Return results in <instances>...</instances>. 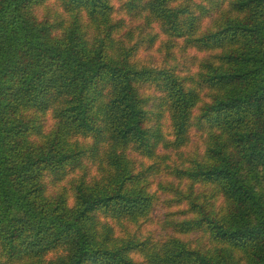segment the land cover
Masks as SVG:
<instances>
[{
    "label": "trees",
    "instance_id": "trees-1",
    "mask_svg": "<svg viewBox=\"0 0 264 264\" xmlns=\"http://www.w3.org/2000/svg\"><path fill=\"white\" fill-rule=\"evenodd\" d=\"M206 2L0 0V264H264V0Z\"/></svg>",
    "mask_w": 264,
    "mask_h": 264
},
{
    "label": "rangeland",
    "instance_id": "rangeland-1",
    "mask_svg": "<svg viewBox=\"0 0 264 264\" xmlns=\"http://www.w3.org/2000/svg\"><path fill=\"white\" fill-rule=\"evenodd\" d=\"M199 4L202 5H207L206 0H197ZM117 3V1H115ZM127 20H130L131 18L126 17ZM145 20V17L143 16L141 21L143 22ZM209 19H206L205 21H208ZM128 24L134 25V21H129ZM159 26V25H158ZM166 38L163 37L162 40H165ZM183 44H179V47L182 46ZM177 56L176 59H172L169 57V55L165 56V53L162 51V42L160 45L156 48L155 51H150L148 49H144L141 52V57L144 61V64L147 67L151 68H158V67H174L178 66L181 68V71H185L186 69H191L194 68V66H190L189 63L187 62V58L189 57H203L202 54L197 52V50L192 49V50H184L183 52L186 53L187 58H183L182 55H180L178 52H182L180 50H176ZM166 137L170 142H173V139L171 138V131L169 128H166ZM192 143H191V148L185 150L181 154L176 155V152H172L165 147L160 148L159 150V155H160V160L158 162L155 161V164H158L159 162L166 161L167 165L173 166L175 162L177 165H182L189 157L191 152H194L196 144H195V138L192 136ZM167 158L169 160H167ZM150 166V164H149ZM167 171V172H166ZM153 182H154V190L160 198L159 202L155 206V211L152 215V222L149 223L147 226L144 234L146 237L154 238L156 241H162L165 238H167L169 235L172 236H177V233L174 231L172 224L173 222H180L184 220V217L182 216V211H178V208H171L167 204V199L166 195H164L161 192L160 186H158L160 183H165L166 181H173V173L172 171L168 170H162L160 171V175L156 177H152ZM183 238H186L184 235L182 236ZM196 237V236H195ZM56 256L51 254L48 256V259H55Z\"/></svg>",
    "mask_w": 264,
    "mask_h": 264
}]
</instances>
